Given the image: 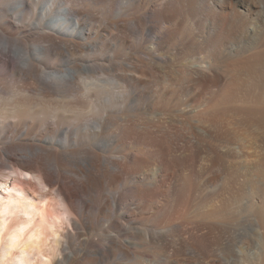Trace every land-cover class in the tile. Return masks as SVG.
<instances>
[{"label":"bare ground","instance_id":"6f19581e","mask_svg":"<svg viewBox=\"0 0 264 264\" xmlns=\"http://www.w3.org/2000/svg\"><path fill=\"white\" fill-rule=\"evenodd\" d=\"M39 5L0 0V35ZM34 27L89 70L134 35L150 68L82 88L43 47L0 46V264H264V0H48ZM171 71L179 102L124 85Z\"/></svg>","mask_w":264,"mask_h":264},{"label":"rangeland","instance_id":"374dc122","mask_svg":"<svg viewBox=\"0 0 264 264\" xmlns=\"http://www.w3.org/2000/svg\"><path fill=\"white\" fill-rule=\"evenodd\" d=\"M19 0H8L9 4H13L15 2H18ZM38 2V0H36ZM46 1L48 0H39L40 5L38 7V10L35 12L33 16L28 18V21L26 23L20 24L15 21L14 15H12V20L16 24L17 30H14V28L9 27V30L11 31L12 35L9 36V41H7V38L3 34L0 35V46H3L5 43L8 42L10 47L12 48H23L30 52H33L34 49H36L37 46L43 47L45 49V54L50 55V59L47 57H44V59L38 64V67L41 70L45 69H52L53 71H64L67 68H70L71 70L77 72V77H79L80 86L83 88L84 84L83 82L91 81V79H102V80H112L114 76L120 77L123 76V73H128L130 69L126 66L124 63H120L123 60H129L131 59L138 67H143V69L150 68V64L148 62V59L146 57V54L148 53L147 47L150 45L149 42H146L145 44L140 45L138 43V37L130 35L127 39L130 41L133 47V51L126 53L121 58L116 59L114 57V60L111 59L112 53L110 54H97L92 56L94 63L92 64V69L89 70V67H87L84 63V60L88 58V56L81 55L74 51L70 46L62 45L59 47H55L51 44V42L40 39L39 37L37 40H35V34H38V30L35 29V22L40 18L41 9L44 5H46ZM152 5L151 2L147 1L145 3L146 8L148 6L150 7ZM100 9H99V8ZM97 16L99 17L98 21L96 23H93L94 26L98 29L99 32H105L104 30H108L107 22L115 21L116 14L113 15L110 13H107L102 9L101 5L95 6ZM102 9V10H101ZM142 9V8H141ZM140 12H144V9ZM101 10V11H100ZM104 13V14H103ZM100 14V15H99ZM54 15V14H51ZM50 15V16H51ZM23 29H26V39H23V36L20 35V33ZM117 33V32H116ZM118 34V33H117ZM34 40V43L31 41ZM124 54V53H123ZM16 62L13 61L12 66L15 67ZM142 65V66H141ZM168 75V76H167ZM165 77H129L135 79V82H141V86H138L135 84V86L131 87L128 83H125L124 85L128 87V89L131 92L132 100H134L135 97L139 96H145L142 98L143 102H145V106L148 108L151 107V104L146 101L148 98H152L161 91L162 93H173L172 95L176 98V100L184 99V96L186 95L185 91V84L182 83L183 81H179V77L177 76L176 72L171 71L168 72ZM18 77V76H13ZM34 77V76H32ZM39 77H44L43 74L41 75L39 73ZM121 79H127V77H121ZM180 82V83H179ZM35 84V83H31ZM173 84V85H172ZM13 89H16L15 85H11ZM34 87H37V84H35ZM178 91V93H177ZM80 87L75 90V93H80ZM182 92H184L183 95ZM180 93V94H179ZM177 94V95H176ZM182 95V96H180ZM180 96V97H179ZM60 97V96H59ZM36 102H39L40 104H46V105H55L58 100V97L52 96L48 98L43 97H36ZM178 98V99H177ZM52 106V107H53ZM117 120L120 122V120L117 118ZM42 123H51L56 125L57 132L55 135H57L58 131L60 130V127L56 124L55 119H41ZM126 151H130L133 148L137 149L136 146H129L126 145L124 147ZM123 149V148H122ZM121 149V150H122ZM120 150V149H118ZM29 159V158H26ZM1 189V188H0ZM3 192L2 190H0ZM37 256L35 254H31L30 258L31 260H34Z\"/></svg>","mask_w":264,"mask_h":264},{"label":"snow or ice","instance_id":"6c2138e0","mask_svg":"<svg viewBox=\"0 0 264 264\" xmlns=\"http://www.w3.org/2000/svg\"><path fill=\"white\" fill-rule=\"evenodd\" d=\"M59 238V237H58Z\"/></svg>","mask_w":264,"mask_h":264}]
</instances>
